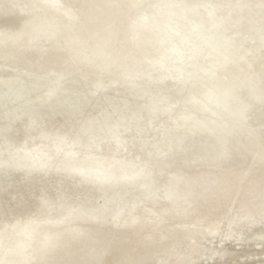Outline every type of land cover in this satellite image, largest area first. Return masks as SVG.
Segmentation results:
<instances>
[{
  "label": "bare ground",
  "instance_id": "obj_1",
  "mask_svg": "<svg viewBox=\"0 0 264 264\" xmlns=\"http://www.w3.org/2000/svg\"><path fill=\"white\" fill-rule=\"evenodd\" d=\"M137 1L45 0L46 7L39 10L41 30L58 33L59 43L67 44L75 37L72 22L61 18L60 13L71 15L60 6L77 13L80 23H87V32L73 46L79 55L71 49L65 51L67 54H59L56 48L43 53L0 43V64L10 67L0 68V256L5 253L2 257H9L7 264H59L54 257L62 252L82 257L83 264H143L164 255L175 244L195 239L226 217L264 210V0ZM110 2H117L119 7ZM174 3L186 9L213 5L203 12L194 9L191 20L201 18L209 27L207 40L211 41L210 48L219 51V58L199 60L197 65L205 69L207 63H218L232 55L233 49L230 53L224 40L240 45L233 55L241 59L225 66L215 80L204 84L197 80L185 87L168 78L131 87L122 81L119 70L107 75L92 69L100 64L89 67L87 62L82 76L70 71L66 56L91 59L108 32L115 33L116 41L123 40L125 53L129 49V64L144 56L155 58L163 52L162 47L146 53L136 49V44L123 47L137 28L131 29L134 22L162 11V7L168 13ZM36 5L37 0H0V37L27 40L24 37L36 32L28 19L29 13L39 9ZM218 7L222 9L219 15ZM228 8L230 22L237 23L217 27ZM212 10L213 17L208 15ZM169 24L185 34L190 32L176 19L168 20ZM110 26L115 30L110 31ZM172 35L166 45L180 42L179 36L176 39ZM207 40L199 35V41ZM253 47L258 48L251 50L249 64L247 55ZM210 48L203 49L202 57ZM140 62V68L149 71L153 81L155 77L162 80L163 70L156 69L154 63ZM206 92L225 93L223 99L237 97L250 106L249 113L259 106L258 122L247 126L246 112L239 108L232 114L224 111L228 116L213 112L219 113V121L214 115L200 120L209 111L188 100ZM185 111L200 115V126L209 125L211 131L178 133L175 124L187 117L181 114ZM222 140L231 144L227 156L219 153ZM41 159L51 167H28ZM88 163L100 165L93 173ZM64 169L78 172L71 175ZM158 172L161 180L153 188L152 176ZM94 179L106 183H95ZM48 180L52 187L47 186ZM116 181L127 184L111 185ZM97 222L111 223L112 228L99 230L92 226ZM62 227L64 231L59 229ZM47 229H59L53 231L57 234L48 243L43 240ZM34 237L43 242L30 244ZM28 238L30 242H26ZM20 242L28 245L15 250L16 254L6 253ZM189 247L170 264L192 261L197 248Z\"/></svg>",
  "mask_w": 264,
  "mask_h": 264
},
{
  "label": "water",
  "instance_id": "obj_2",
  "mask_svg": "<svg viewBox=\"0 0 264 264\" xmlns=\"http://www.w3.org/2000/svg\"><path fill=\"white\" fill-rule=\"evenodd\" d=\"M37 1L39 3L40 7H46V4L44 3L45 0H37ZM61 2L63 3V0H61ZM116 3L117 2H110V4L112 6L119 7V6H117ZM110 4H109V6H111ZM209 5H211L213 7L212 4H208L207 6H203V4H201L199 7H195L194 9L203 12L204 10H207L206 8H208ZM60 7H63L62 10L65 13L71 15V16H66V14L60 13V15H62L61 17L66 18V21L72 22V24L70 23V25H71L70 28H71V32H74V34H75V37L73 39H71L73 41H70L67 44L59 43L60 40H59V36L57 35L58 33L47 32V31H45L46 30L45 29L44 31L37 30L36 32H32L30 35L26 36V38L24 37V39H27V40H19V38L13 39V38H7V37H0V43L9 44V45H12L13 48L23 49L24 51H27V50H36L37 51V49H38V52H40V50H41L44 53L47 50L49 52V51L55 50V48H56V52H58L59 54H62V53L65 54L66 53L65 51H67L68 49H71L73 53H78L77 52L78 49H75V48L73 49V46H77L80 43L79 37L83 36L85 34V32H87L85 30L87 23L85 22L82 24V23H80V21H77V19H78L77 13L74 14V13H71V12L69 13V12L65 11V9H67V8H65L66 6L62 5ZM154 7H158L157 4ZM218 8L219 9L216 8L217 15L221 14L220 12L222 11L221 7H218ZM117 9H115V10H117ZM165 9L162 7V11H160V12L149 13L147 18H145L144 20H141V18H140L138 20V22L133 23L134 25L131 28V29H135L137 26L136 30L132 32V35L129 38L131 44H136L135 45L136 49L139 48V50H142L144 53H146V50H151L152 52H155V50H157L159 47H162L163 52L161 51L155 58L152 57V58L146 59V57L144 56L142 59L137 58L135 61H133L134 64H133V62H131L132 64L131 63L129 64V60L131 61V59H130L131 54H129V49H128V51H126V53H127L126 54L121 48V46H123L124 44H122V45L118 44L120 42L115 40V38H116L115 33L114 32H108V35L105 38H103L104 40L102 39L104 45L103 44H102V46L99 45L97 47L98 49L97 48L95 49V51L97 50V52H95L92 56L90 55L91 59L89 58V60L82 61L80 56H74L71 58L70 57L71 54L68 53L70 58H67L68 57V55H67L65 61L69 65L70 71L75 70L76 74H79L82 76L83 72H81V71H82V68L84 65L89 64V67H93L92 65L100 64L96 68L93 67L92 69H94V70L100 69V71H104L105 72L104 74H107V75H110L112 73V70H114V69L119 70L118 72L124 78V80H122V81L125 83L128 82L127 84H129L131 87H135V86H137V84H141L140 82H142V81H143V83H148V82L152 83V82H160V81H163L167 78H168V81L171 82V80H173V82L179 83L180 87H185L186 84L196 83L197 80L200 84H204V83L213 81L219 77V72L223 68H225V66H227L230 63H235L241 59V58H238L235 55H233L234 51L236 49H238L240 45H236V43L231 42V40H224L223 43H225V45H226V43H228V45H226V46H227L228 51H230V53H231V48L233 49L232 55H227L224 59H222L218 63H217V61L213 64H210V65H209V63H207L208 64L207 68L202 69L201 66L197 65L199 60L203 61L204 59H206L208 61L209 60L211 61L213 58H219L218 54H220L219 51L215 50L214 48H210L211 47V41H208V40L204 41V42L199 41V35L200 34L202 35L203 32H207L209 27L207 28L206 24L203 22L199 23V22H195L194 19L191 20V16H193L192 12L194 11V9L183 8V6H181L180 3H174L171 6L172 11H168V13L166 12ZM225 9L226 8H224V10ZM45 10H46V8H45ZM229 11H230V9L228 8V11L226 10V12H225V16L218 20L219 25L217 23V25H218L217 27H223V24L225 26V24H228V23L234 24L236 22L234 20H232V22H230L231 19L229 16H231L230 15L231 13ZM78 14L80 15V13H78ZM73 15L74 16L76 15V16L74 17ZM118 15H120V14H118ZM208 15L214 16L213 14H210V12L208 13ZM172 18L174 20L176 19L177 23L179 21V25H181V26L183 25V27L186 28L187 30L189 29L190 32H188L186 30L188 34L187 33L185 34V32H183L179 29L175 30L174 24L168 25V20H170ZM89 22H91V20ZM150 31L153 33H150ZM145 33H149L150 35L146 36L148 34H145ZM156 33H158V34L156 35ZM182 34H185V35L181 36ZM170 35H172L173 37L175 36L176 39L179 36L178 38H180L179 39L180 42H178V45L175 43L173 45H166V43L169 41ZM43 37H45V38H43ZM156 38H158V39L155 41L154 39H156ZM21 41H22V43H21ZM51 42L55 43V44H52ZM151 44L154 45L155 47H153ZM164 46L167 48H165ZM186 46L188 48H186ZM40 47L42 49H40ZM263 47H264V44L261 46V48L263 49ZM205 48H210V50L204 57H202L203 55L201 54V52ZM57 50H59V51H57ZM78 55H79V53H78ZM95 60H97V62ZM140 61H145V63L146 62L152 63V64L154 63L156 65V69H159L160 71L163 70L164 74H162V76H161L162 80H160L161 78L157 79L155 77V80L153 81L152 77L149 76V74H148L149 71L146 73V70H144L143 68H140V65H141ZM83 62H84V64H83ZM85 62H87L88 64ZM190 64L194 67H190ZM168 72H170L169 73L170 76H167ZM171 73H173L172 74L173 78L171 76ZM120 74H118V75H120ZM165 75H166V77H165ZM134 76H137V77H134ZM125 78H126V80H125ZM112 83H114V82H112ZM100 85H102V84H98L97 87H99ZM100 87L102 88V86H100ZM224 94L223 93H221V94L220 93L219 94L218 93L217 94H210L209 92H206L205 94H202V96L200 95L201 97L191 98L188 101L190 103H192L191 105H194V104L198 105V106L200 105V109H204V111H209L211 113H213L215 111L216 112L222 111L224 113V111L225 112L227 111L228 114H232L234 112H237L236 109L239 108V111L244 110L246 112L245 116H247V112H248L250 106H247L245 103L240 102L237 97L235 99L233 96H230V97L226 96V98L223 99ZM229 102L231 105L229 106V109L227 110L226 107H227V104ZM234 103H236L235 108L233 107ZM55 114H57V113L55 112ZM215 114L216 113H213L212 115H215ZM225 115L228 116L227 113ZM245 120H244V122H245ZM199 127H200V129H203V131L204 130H206L208 132L211 131V130H207L206 127L203 128L201 126H198L197 128H199ZM219 128L223 129L222 127H219ZM212 130H214V128H212ZM218 145H219V149L221 150L219 152L220 156H223V155L227 156V154L230 152L229 146L231 144H229V142L226 140L225 141L222 140L218 143ZM227 146H228V148H227ZM70 159L72 160L73 156H71ZM255 163L256 162H254V164ZM87 165H88V169L94 173V172H96L95 169H97L96 166H99L100 164L96 165V164L88 163ZM47 166L49 168L51 167L50 164H47L46 160H44V159H41L39 163L28 164V167H30L33 170L35 168L39 169L40 167L47 168ZM53 168H55V167H53ZM69 168H71V167H69ZM64 171H66L67 174L69 173L71 175L77 174V172H78V171L76 173L68 172L66 169H64ZM98 172L99 171H97V173ZM99 177H101V176H99ZM152 177H154V176H152ZM90 179L92 180L93 177ZM96 180L94 179V182ZM97 182H100L101 184L106 183V182H104L103 179L97 180ZM97 182H95V183H97ZM114 184L118 186V185H125L127 183L124 181H116V182L111 183V185H114ZM106 185H108V184H106ZM98 218L102 219V217H100V216H98ZM27 234H32V232H28ZM26 242H30V238H28V240H26ZM23 245L27 246L28 243H25V242L24 243L20 242L18 244L16 243L15 246H11V248L9 249L10 251L7 250L6 253L10 252L9 253L10 255L16 254L15 252H17V251H15V250L22 249ZM4 254H1L0 258L2 256H4ZM22 257H23V255H21V258ZM3 260H4V262L2 264H7L9 261V257H7V258L4 257Z\"/></svg>",
  "mask_w": 264,
  "mask_h": 264
},
{
  "label": "rangeland",
  "instance_id": "obj_3",
  "mask_svg": "<svg viewBox=\"0 0 264 264\" xmlns=\"http://www.w3.org/2000/svg\"><path fill=\"white\" fill-rule=\"evenodd\" d=\"M151 1H153V0H151ZM139 2L141 3L142 0L137 1V3H139ZM137 5H139V4L135 5V9L137 8V10H138L140 8V6H137ZM34 7H36L37 9L39 8V9L38 10L35 9V11H33L32 13H29L28 19L31 20L30 21V28H32L34 30H41L42 29V25H41L42 16L40 14V11H42V10L40 9V6H38V5H36ZM213 13L215 14L214 10H212V12L210 14H213ZM200 20H201V18L196 19V22H198V21L201 22ZM114 23L115 22H113L111 26H113ZM111 26L108 27L109 30L110 31H112L113 29L115 30L116 27H111ZM208 33L209 32L202 34V36L204 37L205 40L210 38V35ZM128 39L129 38H127V40ZM127 40H126V43H127ZM122 41L123 40L120 39L119 40L120 43H118V44H121ZM125 45L126 46L124 47V49L125 48L128 49L132 44H131V42H129ZM257 48L258 47H253L249 50L251 52V50L257 49ZM252 53L253 52L249 53L248 54L249 56L247 55V58H248L247 61H249V64H250V61L252 60V58H251ZM28 55L29 54H27L25 56H28ZM4 66H3V64H0V68H2V69L3 68H10L7 65H4ZM105 85L107 86V84H105ZM254 110L251 111L250 113L248 112L249 115H247V120H249V122L245 123L247 126H251V125L255 124L256 122H258V120H259V117L261 115V108L259 106H256V109H254ZM206 112H208V111H206ZM186 113H187L186 111L181 113L182 115L185 114V116H187L185 118L186 120L184 119L182 122L175 124V127H177V129L179 128L178 133H181V131H182V132H185V134H186V131L191 132L192 130H197V129L200 130V127L197 128L198 126H200V122H201L200 120L205 119L206 117L207 118L211 117V119H212L215 116L217 118L216 120L219 119V116H218L219 113H216L213 116L212 115L213 113L210 112L211 113L210 114L208 112V113L204 114L205 116H201L202 118L199 117L200 115H196L193 113L192 114L191 113L186 114ZM198 117L200 118V120H198ZM220 120H224V119L220 118ZM198 121H199V123H198ZM184 122H186V123H184ZM183 123H184V125H183ZM191 125L193 128L191 127ZM201 127H203V128L206 127L207 130H209V125L205 124V126L201 125ZM201 130H203V129H201ZM262 131L264 133V128ZM173 168H175V167L173 166L171 168L163 170V173L169 172ZM155 176H159V177L156 178ZM161 176H162V174H161ZM161 176L159 175V172H158V175H154V177L152 178V181H151V182L154 181L151 184V186L154 184L152 186L153 188L155 187V184L160 183L159 181L161 180L160 179ZM154 179H156L157 181ZM46 182H47V186L52 185L49 180ZM108 224H110V225H108ZM96 225L98 228L96 227ZM99 225H101L102 228H101V226L99 228ZM103 225L106 226V228ZM92 226L99 229V230L112 228L111 223L105 224V223L97 222L95 225L93 224ZM59 229L61 231H64L63 227H62V229L61 228H59ZM59 229H57V230L47 229L48 231L46 232V235L44 236L43 240L48 243L49 241H47V240H49L50 237L52 238L54 234L56 235L57 234L56 232H58ZM66 230L68 232L69 231L71 232L70 228H69V230L65 228V231ZM53 231H56V232L54 233ZM73 232L71 234H74ZM35 238L36 237L33 238V240L31 241L30 244H33V243L37 244V243L43 242L42 239L36 238L37 239L36 240ZM185 242H183L181 244H175L173 246V248H171L167 253H164V255L162 254L159 257L150 258L149 260H147L143 264H170L179 254H182V253L188 251L190 248L189 246L196 247L197 251H196V253L193 254L194 259L192 261L190 259V261L187 262L186 264H189V263L190 264H264V210L261 212H257V213L255 212V214H252V215H243V213H242L239 216L226 217V218L220 220L219 222H217L216 224L211 225L208 229H205L203 232L198 234L195 239L190 240V241L188 240L186 244H185ZM54 258L58 260L57 262L59 264H83V258L82 257L80 258L79 256H77L75 254H70V253L64 254V252H62L61 254H59V253L55 254ZM210 258L214 262L211 261Z\"/></svg>",
  "mask_w": 264,
  "mask_h": 264
}]
</instances>
